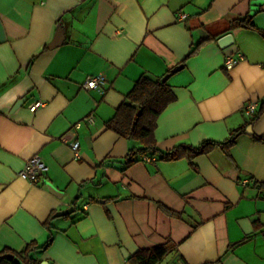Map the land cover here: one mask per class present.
I'll return each instance as SVG.
<instances>
[{"label": "crops", "instance_id": "0c3cea01", "mask_svg": "<svg viewBox=\"0 0 264 264\" xmlns=\"http://www.w3.org/2000/svg\"><path fill=\"white\" fill-rule=\"evenodd\" d=\"M254 1L0 0V250L35 243L36 264H131L170 242L158 264H264V36L231 28L252 16L264 33ZM98 75L102 94L82 88ZM142 75L165 77L175 97L156 121L160 151L240 130L230 157L217 145L192 164L147 156L126 168L134 144L106 123ZM34 156L47 171L31 184L18 172Z\"/></svg>", "mask_w": 264, "mask_h": 264}, {"label": "trees", "instance_id": "16d2710c", "mask_svg": "<svg viewBox=\"0 0 264 264\" xmlns=\"http://www.w3.org/2000/svg\"><path fill=\"white\" fill-rule=\"evenodd\" d=\"M231 28L253 30L264 36V33L253 24L252 16L234 20ZM196 48L194 47L191 53ZM176 70L178 68L171 69L169 73ZM163 78H152L147 75H142L138 78L130 92L126 95L124 102L116 109L114 116L106 123L108 130L113 131L134 144L124 159V166L127 168L147 156H157L160 161L168 162L186 158L192 164L195 156L205 154L217 145L223 148L225 154L230 157L229 149L235 144L240 135V130L235 131L229 140L224 143L209 141L197 147L179 145L170 151H160L157 148L154 138L157 118L175 100L166 81H162ZM257 139L264 141V135ZM160 208L171 217L181 218V215L161 205ZM246 239H249V237ZM36 248L35 243L29 244L21 252L3 248L0 250V264H36V260L32 257V252ZM172 248L173 244L167 242L152 248L142 249L131 256L129 261L131 264H158L171 252Z\"/></svg>", "mask_w": 264, "mask_h": 264}, {"label": "built area", "instance_id": "2783aa9c", "mask_svg": "<svg viewBox=\"0 0 264 264\" xmlns=\"http://www.w3.org/2000/svg\"><path fill=\"white\" fill-rule=\"evenodd\" d=\"M185 17L186 16L184 14H181L179 16L181 20L185 19ZM241 59H242L241 55H238L237 58L229 56L225 60L224 67L227 70H229L233 68ZM105 84L106 81L104 77L102 75H98V76L86 78V80L82 84V88H84L85 90H96L102 94L105 90L104 89ZM44 104L45 103L42 100L35 101L29 105V111L36 112L38 109L44 107ZM243 109L247 115H252L256 111V105L254 103H247L244 105ZM85 121L90 124L93 123L92 117L86 118ZM79 127L80 124H77L76 128ZM70 147L73 150L75 156L78 157L79 142H73L72 144H70ZM143 159L145 161L149 160V158L147 157ZM46 171H47V167L45 166L43 161L40 158L34 156L24 164L23 168L18 172V176L24 180H27L31 184H35L40 180L41 176Z\"/></svg>", "mask_w": 264, "mask_h": 264}, {"label": "water", "instance_id": "95a60500", "mask_svg": "<svg viewBox=\"0 0 264 264\" xmlns=\"http://www.w3.org/2000/svg\"><path fill=\"white\" fill-rule=\"evenodd\" d=\"M260 3H261L260 0L254 1V5H255V6L259 5ZM61 42H62V40H61V38H60V34H57V35L55 36L54 40L51 42V44H50L49 47H50V48L56 47V46H58L59 44H61ZM232 43H233V38H232V35H231V34H226V35L222 36L221 38H219V40H218V45H219V47L222 48V49L228 48L229 46L232 45ZM165 79H166V78L164 77V78L162 79V81H165ZM19 103H21V101L18 102L17 105H19ZM17 105H16V106H17ZM250 133H251V132L247 131V134H250ZM72 211H73V208H69V209H67V210H64V211L58 212V213L56 214V216L69 215L70 213H72Z\"/></svg>", "mask_w": 264, "mask_h": 264}]
</instances>
